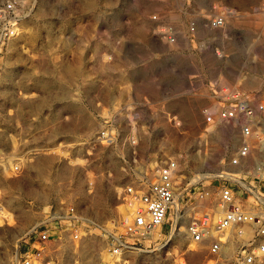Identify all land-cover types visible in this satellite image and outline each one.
<instances>
[{
  "label": "rangeland",
  "instance_id": "rangeland-1",
  "mask_svg": "<svg viewBox=\"0 0 264 264\" xmlns=\"http://www.w3.org/2000/svg\"><path fill=\"white\" fill-rule=\"evenodd\" d=\"M19 1L28 9L0 51V148L22 158L15 175L0 174V264L36 244L30 230L39 223L53 246L67 206L87 221L78 241L59 231L53 264H112L97 228L122 213L116 192L137 166L175 160L181 198L189 180L216 185L251 167L254 158L227 165L237 131L204 124L201 110L213 105L211 83L264 102L262 0ZM215 15L224 25L210 29ZM162 24L177 30L173 44L158 35ZM105 121L117 137L111 146L92 140ZM152 235L113 264H224L182 228Z\"/></svg>",
  "mask_w": 264,
  "mask_h": 264
},
{
  "label": "built area",
  "instance_id": "built-area-1",
  "mask_svg": "<svg viewBox=\"0 0 264 264\" xmlns=\"http://www.w3.org/2000/svg\"><path fill=\"white\" fill-rule=\"evenodd\" d=\"M261 6L264 8V0ZM27 9L28 3L19 0H5L0 4V51L18 34ZM152 18L155 19V15ZM223 25V18L219 15L206 19V26L210 29H219ZM188 29L193 33L195 24L190 22ZM157 33L168 44H173L178 36L170 24L160 25ZM209 91L213 105L202 108L203 123L211 126L231 124L237 131V145L227 158V165L238 168L254 158L251 167L241 170L239 179L244 181L243 185L221 176L216 185L189 180L181 198V178L175 160L167 158L149 168L137 166L116 192L123 213L108 225H98L97 228L104 237L105 255L113 260L112 264L118 263L126 251L135 249L140 239L164 225L168 236L182 228L191 243L205 245L208 253L224 264H264V192L259 191L263 186L261 182L264 183V160L261 158L264 153V102L256 91L246 92L224 83H211ZM116 139L115 130L107 121L92 137L93 142L105 146L115 144ZM128 142L134 144L132 139ZM21 161V156H13L0 148V174L15 175L20 170ZM187 211H191L189 220L179 225ZM65 215L67 225L53 233V246L47 243L49 228L43 223L34 225L30 233L34 235L32 243L36 244L15 253L9 264H53L54 248L56 245L59 248L61 240L58 237L60 230L69 231L70 241L80 239L81 218L72 206L65 208ZM84 228V232L89 229ZM98 264H106V261L100 259Z\"/></svg>",
  "mask_w": 264,
  "mask_h": 264
},
{
  "label": "bare ground",
  "instance_id": "bare-ground-1",
  "mask_svg": "<svg viewBox=\"0 0 264 264\" xmlns=\"http://www.w3.org/2000/svg\"><path fill=\"white\" fill-rule=\"evenodd\" d=\"M261 8H263L262 6H261ZM263 11H264V8H263ZM224 175V174H223ZM203 178H205V177H199V178H197L196 180H194V182H196V181H199V180H201V179H203ZM230 179H233V180H237L238 182H239V184L240 185H243V182L240 180V179H236V178H234V176H231L230 177ZM119 205H121V204H119ZM121 207H123L122 205H121ZM2 208L0 207V212H2ZM122 213H123V209H122ZM82 220H84V221H87L86 219H83V218H81ZM153 235L151 234L150 236H147V237H152Z\"/></svg>",
  "mask_w": 264,
  "mask_h": 264
},
{
  "label": "crops",
  "instance_id": "crops-1",
  "mask_svg": "<svg viewBox=\"0 0 264 264\" xmlns=\"http://www.w3.org/2000/svg\"><path fill=\"white\" fill-rule=\"evenodd\" d=\"M57 231L56 230H53V233H56Z\"/></svg>",
  "mask_w": 264,
  "mask_h": 264
}]
</instances>
